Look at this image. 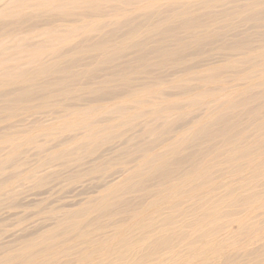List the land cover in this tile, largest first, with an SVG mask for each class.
<instances>
[{
  "label": "bare ground",
  "instance_id": "1",
  "mask_svg": "<svg viewBox=\"0 0 264 264\" xmlns=\"http://www.w3.org/2000/svg\"><path fill=\"white\" fill-rule=\"evenodd\" d=\"M263 19L264 0H0V200L114 140L132 157L0 264H53L86 222L106 231L75 264H264V39L239 43Z\"/></svg>",
  "mask_w": 264,
  "mask_h": 264
},
{
  "label": "rangeland",
  "instance_id": "2",
  "mask_svg": "<svg viewBox=\"0 0 264 264\" xmlns=\"http://www.w3.org/2000/svg\"><path fill=\"white\" fill-rule=\"evenodd\" d=\"M259 23L261 22L257 24ZM254 25L255 23L251 21L248 25L239 27V43L244 40L248 41V39H264V29L249 30V27ZM244 88L246 87L239 81V89ZM196 113L193 112V114L181 118L175 123L173 129L187 123ZM132 132H126L125 136L131 135ZM246 133L249 132L244 134ZM123 142V140L122 142L114 140L92 153L82 155V160L70 168L58 167L55 163L57 161H53L48 167L50 169L46 171L47 175L41 185L27 188L17 187L10 197H2L0 200V259L12 255L24 240L33 238L51 227L57 218L63 216V212L80 208L79 203L82 201L94 200L99 191L104 189L106 183L116 178L120 170H125L123 168L126 166L125 163L132 159V157H126L122 150H118V146L124 147ZM143 146L151 147L152 143ZM136 149L137 147L134 146L133 151ZM101 162L104 163V166L97 169L94 165ZM107 163H112V166L109 167ZM140 199L141 196L135 194L132 197V202H138ZM129 214L126 213L127 216ZM113 222L114 220H108L104 222V225ZM86 224L89 222L57 240L60 247L50 250L49 255L55 252L61 254L62 248H75L53 264H75L74 261L79 254H74V252L84 247L81 242L89 237L86 234L95 235L106 231L105 228L96 231L95 226H86ZM53 258L56 259L57 256ZM36 262L26 259L24 264H35Z\"/></svg>",
  "mask_w": 264,
  "mask_h": 264
}]
</instances>
